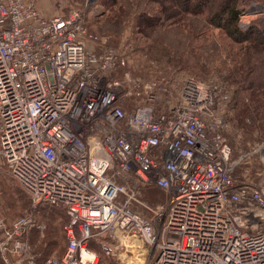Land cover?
I'll return each instance as SVG.
<instances>
[{
    "label": "built area",
    "instance_id": "1",
    "mask_svg": "<svg viewBox=\"0 0 264 264\" xmlns=\"http://www.w3.org/2000/svg\"><path fill=\"white\" fill-rule=\"evenodd\" d=\"M246 1L240 19L264 14ZM37 3L0 0V174L30 202L13 218L0 206V264H99L121 234L152 248L149 264H264V139L229 118L233 86L131 74L136 46L97 49L80 10ZM122 178L166 201L140 213ZM48 205L69 216L62 253L31 239Z\"/></svg>",
    "mask_w": 264,
    "mask_h": 264
},
{
    "label": "rangeland",
    "instance_id": "2",
    "mask_svg": "<svg viewBox=\"0 0 264 264\" xmlns=\"http://www.w3.org/2000/svg\"><path fill=\"white\" fill-rule=\"evenodd\" d=\"M113 1L94 0L92 4H88V0H48L46 3L50 7L48 9L47 6L46 10H43L41 0H38L37 5L44 13L49 12V15L80 10L92 36L90 44L97 49L105 45L120 50L126 42L132 43L139 50L133 65L128 68L134 75H152L170 83L175 78L177 85L188 77L206 80L218 75L232 85L228 78L233 64H239L243 60H250L252 63L259 60L260 55L255 53L256 47L245 49L251 44L237 42L221 28L211 26L205 19L207 12L185 10L177 0ZM149 14L153 17H149ZM262 16L264 19V14ZM249 21L251 23L254 19L247 16L242 20L239 16L241 27L244 28V23L247 25ZM137 33L158 42L161 49L154 52L149 49L141 50V42L136 44L135 40ZM163 48L168 51L165 52ZM251 91L252 89H246L237 93L232 90V93L234 98L237 97V110L245 106L256 109L259 132L254 133L263 140L264 116L260 114L264 111V100L256 99V95L250 94ZM260 92L264 98V89ZM237 110L233 111V115L238 113ZM119 182H128L137 191L140 202L137 210L142 214L151 216L150 209L157 208L166 201V193L159 187H147L134 178H122ZM20 191L11 177L5 173L0 174V206L8 218L23 215L30 206L28 198L19 195ZM51 224L52 222L48 226ZM135 240L138 242H133ZM57 250L60 252L63 249L59 246ZM152 253V248L146 246L141 238L121 234L112 254L101 258L99 264H149Z\"/></svg>",
    "mask_w": 264,
    "mask_h": 264
},
{
    "label": "trees",
    "instance_id": "3",
    "mask_svg": "<svg viewBox=\"0 0 264 264\" xmlns=\"http://www.w3.org/2000/svg\"><path fill=\"white\" fill-rule=\"evenodd\" d=\"M113 2H117V0ZM177 2L179 6L185 10H190L195 13L207 12V15L205 14V19L211 26L221 28L237 42H247L251 44H248L245 49L250 48V46L256 47L255 53L260 55L259 60L253 63L250 62V60H243L239 64H233V69L229 72L228 80L232 83L233 92L236 90L238 93L241 90L246 91V89H252L250 94L256 95V99L260 98L264 100L260 92V90L264 89L263 16H258L247 27L243 28L239 23V16L242 8L247 4L246 0H177ZM149 17L152 18L153 15L149 14ZM135 40L136 44L138 41L141 42V46L139 47L141 50L149 49L150 52H154L155 50L161 49L158 42L151 41L139 33L136 34ZM163 50H165V52L168 51L164 48ZM245 97L246 96H244V98ZM237 103V97H233L230 111L232 115L230 116L229 114V118L237 127L244 130L247 139L262 138H258L256 133H254L258 131V113H255L256 109L245 106L237 110ZM234 110H237L238 113L233 115ZM260 115L264 116V111ZM243 124H245V126ZM41 210V215L50 217L52 224L47 226L43 236H40V231L35 228L31 233V239L34 243L38 244V248L42 249L45 254H50L54 249H58L59 246L63 249L59 253H62L66 247L63 225L69 221V216L64 209L49 205L44 206ZM104 256L105 255H102L101 258H104Z\"/></svg>",
    "mask_w": 264,
    "mask_h": 264
},
{
    "label": "crops",
    "instance_id": "4",
    "mask_svg": "<svg viewBox=\"0 0 264 264\" xmlns=\"http://www.w3.org/2000/svg\"><path fill=\"white\" fill-rule=\"evenodd\" d=\"M46 1H48V0H41V6L43 7V10L45 9H47V6H48V9H49V5H48V3H46ZM46 5V6H45ZM46 13V12H45ZM47 13H49V12H47ZM46 13V14H47ZM47 15H49V14H47Z\"/></svg>",
    "mask_w": 264,
    "mask_h": 264
},
{
    "label": "bare ground",
    "instance_id": "5",
    "mask_svg": "<svg viewBox=\"0 0 264 264\" xmlns=\"http://www.w3.org/2000/svg\"><path fill=\"white\" fill-rule=\"evenodd\" d=\"M133 242L137 243V242H138V240H135V241H133Z\"/></svg>",
    "mask_w": 264,
    "mask_h": 264
}]
</instances>
